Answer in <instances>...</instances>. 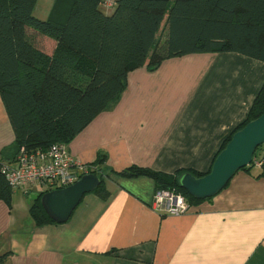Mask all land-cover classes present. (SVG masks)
Returning a JSON list of instances; mask_svg holds the SVG:
<instances>
[{
	"label": "crops",
	"instance_id": "crops-1",
	"mask_svg": "<svg viewBox=\"0 0 264 264\" xmlns=\"http://www.w3.org/2000/svg\"><path fill=\"white\" fill-rule=\"evenodd\" d=\"M40 44L50 53L48 37ZM264 82V61L234 51L196 52L130 70L119 97L64 143L79 163L101 167L109 196L83 195L64 222L36 225L43 188L0 199V264H264V175L239 169L214 196L179 215L152 204L155 182L116 174L132 164L206 173ZM14 133L0 95V162ZM40 188V189H39ZM35 192L34 197L30 192Z\"/></svg>",
	"mask_w": 264,
	"mask_h": 264
},
{
	"label": "trees",
	"instance_id": "trees-1",
	"mask_svg": "<svg viewBox=\"0 0 264 264\" xmlns=\"http://www.w3.org/2000/svg\"><path fill=\"white\" fill-rule=\"evenodd\" d=\"M36 1L0 0V95L14 133L3 150L8 160L21 147L46 149L70 141L119 97L127 73L137 67L154 69L164 59L196 52L234 51L264 61V0H114L109 14L104 0H64L45 19L33 14ZM43 37L55 42L50 53L40 44ZM263 112L264 82L211 166L232 135ZM102 162L103 155L90 164V173L100 178L93 192L106 199ZM185 172L206 174L189 169L169 174L134 164L115 173L150 177L156 190L173 189L190 205L201 199L179 185ZM12 193L0 172V199L9 204ZM42 193L29 207L36 225L54 222L41 206Z\"/></svg>",
	"mask_w": 264,
	"mask_h": 264
},
{
	"label": "water",
	"instance_id": "water-1",
	"mask_svg": "<svg viewBox=\"0 0 264 264\" xmlns=\"http://www.w3.org/2000/svg\"><path fill=\"white\" fill-rule=\"evenodd\" d=\"M264 142V112L237 130L217 154L208 173L196 177L183 173L179 185L193 198L205 199L217 194L239 169L250 164L254 151ZM100 184V178L87 173L63 188L45 191L40 203L45 213L54 222L66 221L84 194L92 192Z\"/></svg>",
	"mask_w": 264,
	"mask_h": 264
},
{
	"label": "built area",
	"instance_id": "built-area-1",
	"mask_svg": "<svg viewBox=\"0 0 264 264\" xmlns=\"http://www.w3.org/2000/svg\"><path fill=\"white\" fill-rule=\"evenodd\" d=\"M114 0H104L105 7H111ZM250 165L264 175V142L254 151ZM90 164L77 162L67 151L64 143H54L46 149L26 150L21 147L11 161L0 162V172L14 188H25L33 184L43 185L44 191L63 188L90 173ZM153 206L160 213L179 215L190 205L186 198L173 189H157Z\"/></svg>",
	"mask_w": 264,
	"mask_h": 264
},
{
	"label": "rangeland",
	"instance_id": "rangeland-1",
	"mask_svg": "<svg viewBox=\"0 0 264 264\" xmlns=\"http://www.w3.org/2000/svg\"><path fill=\"white\" fill-rule=\"evenodd\" d=\"M64 0H37L36 1V4L34 6V9H33V14L40 18V19H45L47 18V16L49 15L51 9L53 8L55 2H57V5L55 6L57 9L60 8V4L63 2ZM113 10V8H108V7H104L103 6V11L107 14L111 13ZM164 30H161L160 31V39L162 40L164 38ZM43 188L44 186L43 185H40V184H37L35 186V188ZM39 188V189H40ZM30 192V196L32 195V197H34L35 195V192L33 191H29Z\"/></svg>",
	"mask_w": 264,
	"mask_h": 264
}]
</instances>
